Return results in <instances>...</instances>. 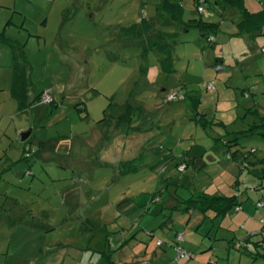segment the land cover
Listing matches in <instances>:
<instances>
[{"label":"rangeland","instance_id":"1","mask_svg":"<svg viewBox=\"0 0 264 264\" xmlns=\"http://www.w3.org/2000/svg\"><path fill=\"white\" fill-rule=\"evenodd\" d=\"M157 1L0 0V34L26 45L33 90L54 88L56 96L68 86L57 102L20 114L12 98L0 101V264H264L231 214L181 209L199 192L237 194L264 222V30L239 33L242 12L216 0L201 3L202 12L195 0H172L184 6L187 23L219 22L215 40L166 16L152 36L163 37L146 35L142 48L121 29ZM245 3L251 11L264 6ZM79 46L91 68L71 86L68 60ZM12 78L0 100L11 95ZM188 94L202 97L200 115ZM77 95L82 104L68 98ZM131 101L146 112L134 113L136 129L122 127L125 146L121 127L111 133L109 123ZM96 126L110 149L98 142ZM31 127L23 147L20 136ZM36 137L39 148L30 142ZM123 160L133 169L123 173ZM177 232L185 235V259H178ZM189 243L204 247L193 252Z\"/></svg>","mask_w":264,"mask_h":264},{"label":"crops","instance_id":"2","mask_svg":"<svg viewBox=\"0 0 264 264\" xmlns=\"http://www.w3.org/2000/svg\"><path fill=\"white\" fill-rule=\"evenodd\" d=\"M162 2H163V0H158L157 4H155L154 8L151 9V11H149V13L147 15H144V14L142 15L141 20L139 22L122 27L121 32H124V34H126V35L130 33L132 36L133 35L137 36V44L139 46H142V48L145 47L146 49H148V47L145 46V41L147 40L146 39V35H150V38H153L152 36L154 34V31L156 30L157 25H159L162 17L169 16L164 10H162V8H161ZM73 17H75V16H73ZM68 18H70V17H68ZM160 33H161V31H160ZM2 34H4L3 37L6 36L8 39H11L12 42L17 44V47H16V50H15L13 48L11 42L6 41L5 39H0V70H1V72L4 71V78L8 77V79H6V82H0V91L6 90V87H8V85H10L9 84V82H10L9 76H11V73L13 75L12 84H11V87H10V93H11L10 96L11 97L9 95H8V97L7 96L1 97L0 101L2 102V100H5V101L9 100L11 102V98H12L17 103L18 114L30 109L35 104H38L37 106L46 104V103H44V101L39 96L43 92H46V91L49 92L52 95V92H54V88L53 89H43L39 93L37 91L33 90L32 73H31V68H30V65H29V55H28L27 50L25 48L26 45L25 44H21L20 41H17L16 39H13V38L9 37L6 34L5 31H3L0 34V36ZM161 36L163 37L162 34H159L158 36L156 35L155 37H161ZM59 42H61V39H60ZM65 42H67V44L70 45V42H68V41H65ZM151 44H154V41L153 42L151 41ZM161 45L163 46L165 44L161 43ZM20 47H22L21 50L26 55V59H24V56L19 54L20 51L18 50V48H20ZM87 49H89V48H87ZM92 49L94 50V55H95L96 52L101 51V46H99V47L95 46V47L91 48V50ZM74 50L76 51V53L73 52V54L71 56V59L68 60V62H70L72 64V66H73V73H72L71 77H70V75L68 76L70 78H68V80H67L68 83H71V86L79 85L81 77H82V73H86V71H89L90 68H91V65H90L91 59L89 60L86 57V54L83 51L84 49L79 46V47H75ZM111 51H109V53ZM81 52H82V54H81ZM219 59L217 61H221ZM18 63H22L20 69H21V71H23L26 74V77H27V81H28V96L27 97H28V102L31 103L30 106H28L27 108H25L23 110L20 109L19 103H18L17 99L14 97L13 87H12L13 86L14 76H15V67H16V64H18ZM2 67H4V69H2ZM11 67H13V70H11L12 69ZM146 76H147V74H146ZM150 77H151V74L147 76L148 84H154L151 81ZM1 78H2V75H0V79ZM87 82H86V86L89 87V85H91V84H88ZM66 89L68 90V86H66V88L64 90H62V89L59 90L57 94L58 95L59 94L63 95L66 92ZM93 89H95V88H93ZM162 90L165 92L167 90L166 86H164ZM95 91H96V93H99L97 88L95 89ZM58 95H56L57 97L52 95V97L54 98V102H57V100L59 99ZM193 95L194 94H188L187 97H186V99H188L189 102L191 103L192 109H194V107H193V104H192V101H191L190 98ZM62 98H66V97H62ZM68 98H71V99L72 98H77L78 100H76V101H77L78 104H82V101H83L79 96L78 97H68ZM200 98H201V102H202V97H200ZM14 101L12 103V109H13V106L15 108ZM131 103L136 107V112H141V113L142 112H146V110L143 109L142 105H137V103H134L132 101H131ZM88 108H89V104H87V106L85 104V106L83 107V110L88 109ZM199 108H200V106H199ZM122 110H123V107L120 109V114L122 113ZM14 111H15V109L12 112H10V113L13 114ZM104 111H106V110H104ZM105 114H107V112H105ZM142 115L143 114L139 115V118L142 117ZM118 116H121V115L118 114ZM104 121H107L106 123L110 122L108 120V118L106 120H104ZM109 124H110L109 125L110 130H111V133H112L114 129L118 128L117 118L114 121V123H109ZM135 127H137V123H135ZM30 130L32 131V133L30 135V137H31L34 134V127H31ZM96 130L99 132V133L96 132L97 134L95 135L98 138V142H103L106 146L109 145L108 147H106V149H110L113 142H111V143L108 142L106 133L99 131L100 127L96 126ZM117 130H118L117 131V135L120 136V138L124 141V145L126 146L125 140L128 139V136L125 133V130H123V128H119ZM20 131H22V129ZM99 134H100V136H99ZM30 137L28 138V140L24 141V140H22V137L20 136L21 141L23 142V144H22L23 147L26 144L25 142L29 141ZM30 142H32L34 145L37 144L36 146H38V148H39L38 144L42 143V141H40V143H39V140L37 141V137L35 139H33L32 141H30ZM98 144H100V143H98ZM43 155L44 154H42V156ZM125 161H128V160L121 161L119 163V167H122V165H123V163ZM1 180H4V178H2ZM239 196H240V200L243 202L242 209L238 210V211L235 209L232 213H230L231 216H232L231 219L233 221L232 225L233 226H237L238 228H241V229H243L245 231V234L243 235V237H246L250 232H255V231H260L262 234H264V222H263V220L259 221L257 219V217L255 216V214L252 213V209H251L252 207L249 208V206L247 204H244L246 199L241 198V195H239ZM241 222H242V226H240ZM262 238L264 239V235H261V238H259L257 240H260ZM252 241L255 242V239H252ZM204 242L205 241H203L202 243H204ZM187 246L190 249V251H193V252H198L200 249H202L204 247L202 245H195L193 243H189ZM262 247H264V242H263V246ZM46 251H48V250H46ZM51 251H54V249L52 248ZM50 254H52V252L48 253L47 256H49Z\"/></svg>","mask_w":264,"mask_h":264},{"label":"trees","instance_id":"3","mask_svg":"<svg viewBox=\"0 0 264 264\" xmlns=\"http://www.w3.org/2000/svg\"><path fill=\"white\" fill-rule=\"evenodd\" d=\"M198 5H200L201 0H195ZM209 0H205V2H208ZM218 4H222L224 6H233L235 8H238L242 14L243 18L241 22L239 23V33H252L257 34L261 33L264 30V6L259 11H251L245 3V0H216ZM197 5V6H198ZM162 10H164L173 20L178 22H183L186 28L196 27L200 30L201 35L205 38H209L211 35L215 37V35L218 33L220 28V23L217 21H209L204 18L200 19H192L190 22H186L183 19L184 14V6L181 3L173 2L172 0H163L161 5ZM4 34L0 36V39H5L8 42L12 43L13 48L16 50L17 44L11 41V39H8L6 36L3 37ZM215 40V39H214ZM213 40V41H214ZM212 42V41H209ZM22 47L18 48L20 51V55L24 56V59H26V55L22 52ZM220 60V59H219ZM21 65L22 63L16 64L15 67V76L13 80V94L14 97L17 99L19 103V107L21 110L27 108L31 105V103L28 102V81L26 74L21 71ZM44 92L39 96L42 99ZM191 101L194 107V111L198 113L197 115H200L201 112H199V106L201 103V98L198 95L191 96ZM136 112V107L129 103L125 109V112L118 118L117 124L121 128L124 127L126 131L130 129H136L135 128V117L133 116ZM203 116V115H202ZM202 123V121H201ZM203 124L206 125V122L203 120ZM126 126V127H125ZM28 140V139H27ZM230 142V141H229ZM25 149L28 150V145L25 146ZM229 150V149H228ZM238 152V150H237ZM233 156L236 154V151H233ZM231 154V155H232ZM181 163H178V165ZM133 161L128 160L125 161L121 167V170L123 173H126L133 169ZM263 201V200H259ZM182 204H184L181 209L185 211H190L191 209H201L205 212L208 210H212L216 213V216L218 217H224L232 213L235 209L241 210L243 202L240 200V196L237 194H233L231 196L227 195H220L218 193L215 194H209L206 192H199L198 194L181 200ZM180 207V206H179ZM260 231L250 232L246 237V246L251 245L253 242L252 239L255 235L260 234ZM183 235V238L181 237ZM185 239V235L181 234L179 232L176 233L174 237L175 246L178 250L180 247L184 254L180 255L178 251V259H185L188 256V252L185 250L184 246H182V242ZM160 242V243H159ZM262 242V243H261ZM263 242L264 239L257 240L254 243V254L261 256L264 260V252L261 251L263 248ZM163 240L158 241V245H162ZM238 246L244 247L241 242L237 243ZM192 256L191 254H189ZM109 264H116L115 261L112 259L109 261ZM141 264H150L149 262H142Z\"/></svg>","mask_w":264,"mask_h":264},{"label":"built area","instance_id":"4","mask_svg":"<svg viewBox=\"0 0 264 264\" xmlns=\"http://www.w3.org/2000/svg\"><path fill=\"white\" fill-rule=\"evenodd\" d=\"M203 2H205V0H201L200 1V3H203ZM198 9H199L200 12L204 11V7L201 4L198 5ZM214 39H215V37L213 35H211L208 38V41H213ZM208 88L210 90L216 89L215 83L214 82H210L208 84ZM177 98H178L177 97V94H170L168 96V100H170V101L176 100ZM42 100H44L45 102H53L54 101V98L52 97V95L49 92L46 91V92H44V94L42 96ZM31 148H29L28 151H31V153H34L35 152V149H31ZM228 157L230 158V157H232V155L230 154ZM259 206H264V201H260L259 202ZM181 237L183 238V235ZM178 251H179V254L180 255H183L184 254L183 250L180 247L178 248Z\"/></svg>","mask_w":264,"mask_h":264},{"label":"water","instance_id":"5","mask_svg":"<svg viewBox=\"0 0 264 264\" xmlns=\"http://www.w3.org/2000/svg\"><path fill=\"white\" fill-rule=\"evenodd\" d=\"M31 133H32L31 130L23 132L22 133V140H24V141L27 140L30 137Z\"/></svg>","mask_w":264,"mask_h":264}]
</instances>
